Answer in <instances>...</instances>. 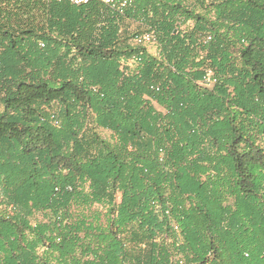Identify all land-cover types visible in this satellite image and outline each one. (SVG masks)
<instances>
[{
    "label": "trees",
    "instance_id": "1",
    "mask_svg": "<svg viewBox=\"0 0 264 264\" xmlns=\"http://www.w3.org/2000/svg\"><path fill=\"white\" fill-rule=\"evenodd\" d=\"M132 1L0 0V264H264V0Z\"/></svg>",
    "mask_w": 264,
    "mask_h": 264
},
{
    "label": "built area",
    "instance_id": "2",
    "mask_svg": "<svg viewBox=\"0 0 264 264\" xmlns=\"http://www.w3.org/2000/svg\"><path fill=\"white\" fill-rule=\"evenodd\" d=\"M61 1V0H60ZM62 1H69L70 3L80 6L83 4H87L89 0H62ZM106 4L112 5L119 11H124L128 7L132 5V0H104ZM211 37H207L206 41H210ZM158 38L154 31L146 30L134 38V43L138 46L142 47H149L151 45H157ZM43 46V44H42ZM210 75V73H209ZM208 80H210V76L207 77Z\"/></svg>",
    "mask_w": 264,
    "mask_h": 264
},
{
    "label": "rangeland",
    "instance_id": "3",
    "mask_svg": "<svg viewBox=\"0 0 264 264\" xmlns=\"http://www.w3.org/2000/svg\"><path fill=\"white\" fill-rule=\"evenodd\" d=\"M130 28L132 29V31H140L141 29H140V27H138L136 24H131L130 25ZM148 49H149V51L152 53V54H154V55H158V53H159V49H158V47L157 46H154V45H151V46H149L148 47Z\"/></svg>",
    "mask_w": 264,
    "mask_h": 264
}]
</instances>
